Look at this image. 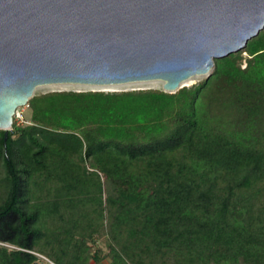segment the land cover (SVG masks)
<instances>
[{
	"label": "trees",
	"instance_id": "obj_1",
	"mask_svg": "<svg viewBox=\"0 0 264 264\" xmlns=\"http://www.w3.org/2000/svg\"><path fill=\"white\" fill-rule=\"evenodd\" d=\"M243 52L175 93L34 95L0 131V264H264V30Z\"/></svg>",
	"mask_w": 264,
	"mask_h": 264
},
{
	"label": "water",
	"instance_id": "obj_2",
	"mask_svg": "<svg viewBox=\"0 0 264 264\" xmlns=\"http://www.w3.org/2000/svg\"><path fill=\"white\" fill-rule=\"evenodd\" d=\"M263 30L264 0H0V131L39 86L159 80L173 93Z\"/></svg>",
	"mask_w": 264,
	"mask_h": 264
},
{
	"label": "rangeland",
	"instance_id": "obj_3",
	"mask_svg": "<svg viewBox=\"0 0 264 264\" xmlns=\"http://www.w3.org/2000/svg\"><path fill=\"white\" fill-rule=\"evenodd\" d=\"M245 50V49H244ZM243 50V51H244ZM241 51L233 54L238 55L242 57V67H245V58H247L248 54L246 52ZM214 68L211 70L209 74L206 75H196L188 80L184 81L181 87H192L195 85H198L199 83L205 81L213 72ZM163 82L159 80H152V81H142V82H131L126 84H118V85H106V86H92V85H74V84H65V85H45L40 86L37 88V90L34 91V95H40L48 92H57V91H75V92H123V91H138V90H162L164 92L170 93L168 91H165L163 88ZM176 92V91H174ZM173 92V93H174ZM18 111L21 113L24 122H21L19 119H15L13 117V122H16L17 124L27 125L30 119L31 111L27 106L21 107L18 109ZM98 246L102 248L104 251H106V244H105V237L104 235H101ZM45 262L46 259L39 257Z\"/></svg>",
	"mask_w": 264,
	"mask_h": 264
},
{
	"label": "built area",
	"instance_id": "obj_4",
	"mask_svg": "<svg viewBox=\"0 0 264 264\" xmlns=\"http://www.w3.org/2000/svg\"><path fill=\"white\" fill-rule=\"evenodd\" d=\"M14 118L15 119H19L21 122H24V120H23V117H22V115H21V113L17 110L16 112H15V115H14ZM7 247H10V246H8V245H6ZM49 264H52L51 262H49L48 260H46Z\"/></svg>",
	"mask_w": 264,
	"mask_h": 264
},
{
	"label": "bare ground",
	"instance_id": "obj_5",
	"mask_svg": "<svg viewBox=\"0 0 264 264\" xmlns=\"http://www.w3.org/2000/svg\"><path fill=\"white\" fill-rule=\"evenodd\" d=\"M183 84V83H182ZM59 85H65V84H59ZM74 85H77V84H74ZM79 85H81V84H79ZM45 86V85H44ZM93 86V85H92ZM40 87V86H39ZM38 88V87H37ZM37 88L35 89V90H37Z\"/></svg>",
	"mask_w": 264,
	"mask_h": 264
}]
</instances>
